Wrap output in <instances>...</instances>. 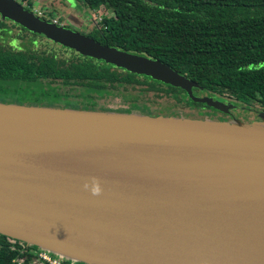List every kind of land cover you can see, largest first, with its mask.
Returning a JSON list of instances; mask_svg holds the SVG:
<instances>
[{"label":"water","instance_id":"water-1","mask_svg":"<svg viewBox=\"0 0 264 264\" xmlns=\"http://www.w3.org/2000/svg\"><path fill=\"white\" fill-rule=\"evenodd\" d=\"M10 20L82 57L184 90L167 64L0 0ZM260 122L0 103V235L69 264H264Z\"/></svg>","mask_w":264,"mask_h":264},{"label":"trees","instance_id":"trees-1","mask_svg":"<svg viewBox=\"0 0 264 264\" xmlns=\"http://www.w3.org/2000/svg\"><path fill=\"white\" fill-rule=\"evenodd\" d=\"M81 1L94 11L115 13L91 34L98 42L167 64L197 85L196 97L230 98L240 111H264V0ZM23 40L13 47L0 39V103L111 111L99 105L110 99L128 108L115 110L119 113L137 110L175 118L204 104L194 103L180 88L76 55L61 45L38 47L35 39ZM150 103L159 106L153 109ZM0 238V264L17 259L32 264L31 254H21L8 238Z\"/></svg>","mask_w":264,"mask_h":264},{"label":"flooded vegetation","instance_id":"flooded-vegetation-1","mask_svg":"<svg viewBox=\"0 0 264 264\" xmlns=\"http://www.w3.org/2000/svg\"><path fill=\"white\" fill-rule=\"evenodd\" d=\"M15 1H17L26 10H28L29 12L38 16L42 20H45L47 18V16L49 15L50 16L49 21L48 20H45V21L50 22V23H54L57 26L64 27V28H65V24L61 23L62 21L60 22V18H58V17L55 18L51 13H54L55 9H57V8L63 9V7H65L68 10L63 9L64 11L69 12V13L70 12L77 13L87 21V24L85 25V29H84L85 30L84 35H87L91 38H93L91 36V34L94 33V30L100 31L102 29V26L104 24V18L106 16L110 17L112 15L113 16L115 15V13H112L110 10L94 11V10L90 9L88 6H86L85 4H83V1H81V0H73V1H75V5H76L75 9L68 0H59V3L63 7L60 6L57 8L53 6L52 0H43V3L49 4L50 7L44 6L41 9L39 8V6L41 5L40 0H15ZM78 8L80 9V11L78 10ZM1 21H2V17L0 15V39H3V40L5 39V41H7V40L10 41V45L13 47H18L21 44V42L24 41L23 39H26L27 41L35 39V41H32V43H33V45L38 46V47L40 44L49 45L50 43H52L53 45H56L55 43H53L49 40H46L43 36L33 34L29 31H27L26 29H24L23 27L15 24L14 22H12L8 19L5 21H2L3 22L2 24H1ZM74 32H76V31H74ZM81 34H83V33H81ZM93 39H95V38H93ZM69 52H73V51L69 50ZM73 53L76 55H79L75 52H73ZM232 101L233 100L230 98H224V100H222V102H232ZM106 105L107 104H105V102L102 101V106L109 108ZM115 106H118V109H128L127 107H123V105L120 104L119 101L116 102ZM109 109H111V108H109ZM115 110H117V109H111L110 112H116ZM212 110H214V109L203 104L201 107H196V108H192V109L189 108L185 112H187L188 116L190 113H192L195 116H197L196 114H199L197 117H200L203 119L209 117L210 119H214L216 121H232L233 118H235L238 114V112H233V111H230L229 113H222V112L216 111V113H214ZM134 111H137V110H134ZM251 111H255V110H251ZM185 112H180V116L176 117V118H181V117L186 118ZM129 113H131V112H129ZM247 114H248V112H247ZM260 114H263V113L256 114L257 116L255 115L254 119L250 118L253 120L252 123L260 122V121H258V120H260ZM248 115H252V114H248ZM0 240H2V239L0 238ZM7 241H8V244L13 246V249H15L16 251H19L21 254H24V253L25 254H31L32 252L35 251V249L30 248L29 246L22 245L19 243L13 244L9 240H7ZM33 263H36L35 259H34Z\"/></svg>","mask_w":264,"mask_h":264},{"label":"rangeland","instance_id":"rangeland-1","mask_svg":"<svg viewBox=\"0 0 264 264\" xmlns=\"http://www.w3.org/2000/svg\"><path fill=\"white\" fill-rule=\"evenodd\" d=\"M68 1L71 3V5L75 9L76 8L75 1H73V0H68ZM40 2H41V5L39 6L40 9L42 7H44V6L50 7L49 4H44L43 0H40ZM52 2H53V6L56 7V8L60 7V6L63 7L59 3V0H52ZM63 9H66V8L63 7ZM63 9L62 8H57V9H55V12L51 13V14L55 18L56 17L60 18V22L62 21L61 23L65 24V28L66 29H69V30H72V31H76L77 33H83L84 34L85 33L84 29H85V25L87 24V21L84 18H82L77 13H74V12H70L69 13V12L64 11ZM66 10H68V9H66ZM78 10L80 11L79 8H78ZM49 19H50V16L48 15L45 20L49 21ZM41 46L44 47V44L40 45V47ZM55 46L57 48H60L57 44ZM56 52H58L60 55H66L67 54V51L66 50H62V49H57ZM152 100L154 101L155 98L154 99L152 98ZM214 100H216L217 102H219V100H221L220 102L223 103L222 102V98H218V100L214 98ZM166 101L168 102V100H166V99H162V100L159 99V103H164V102L167 103ZM104 102L107 103L106 106H108L109 108L118 109V106H115V104L111 103L110 99H108L107 101L104 100ZM223 104L227 105L228 108L230 109V111L238 112L237 116L235 118H233V119H236V120H238V121H240V122H242L244 124H252V121H253L252 119H254V116L256 114L264 113V111H261L260 109L259 110H255V111H251V110H247L245 112L240 111V109L238 108V105L236 103L233 104V103H229V102H224ZM99 105L102 106V104L100 102H99ZM149 105H151L153 109H155V108H157L159 106V104L157 105L156 103H150ZM236 108H238V109H236ZM247 112H248V114H252V115H248ZM262 115L263 114H260V120H258V121L262 120V122H263V119H261ZM250 118H252V119H250ZM201 120H204V119H201ZM223 122H226V121H223Z\"/></svg>","mask_w":264,"mask_h":264},{"label":"built area","instance_id":"built-area-1","mask_svg":"<svg viewBox=\"0 0 264 264\" xmlns=\"http://www.w3.org/2000/svg\"><path fill=\"white\" fill-rule=\"evenodd\" d=\"M10 242H12L13 244L18 243L15 241H10ZM19 244H21V243H19ZM22 245H24V244H22ZM1 247H2V245L0 244V248ZM30 248H33V247H30ZM31 256L33 257L32 264H69V263H67L61 259L54 258L53 256H51L50 254H48L46 252L37 251L36 249L34 252L31 253ZM34 259L36 260V263H33ZM14 264H23V260L17 259L14 262Z\"/></svg>","mask_w":264,"mask_h":264}]
</instances>
